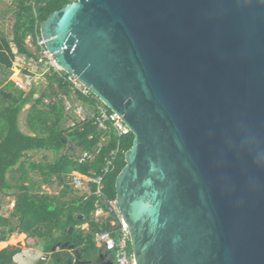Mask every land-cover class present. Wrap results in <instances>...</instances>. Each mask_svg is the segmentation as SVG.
Here are the masks:
<instances>
[{"label":"water","instance_id":"1","mask_svg":"<svg viewBox=\"0 0 264 264\" xmlns=\"http://www.w3.org/2000/svg\"><path fill=\"white\" fill-rule=\"evenodd\" d=\"M41 34L135 136L116 204L136 263L264 264V0H75Z\"/></svg>","mask_w":264,"mask_h":264},{"label":"trees","instance_id":"2","mask_svg":"<svg viewBox=\"0 0 264 264\" xmlns=\"http://www.w3.org/2000/svg\"><path fill=\"white\" fill-rule=\"evenodd\" d=\"M73 1L75 0H17L18 11L13 27V43L17 47V54L33 56L27 47L26 39L30 35H36L37 23H42L51 13ZM16 56L10 43L1 38L0 69L6 74V84L0 89V192L13 188L20 191L16 195V203L10 217L0 214V240H6L7 234L15 231L24 232L43 239L46 252H52L58 243L70 242L80 251H86L87 257L92 256L93 250L99 249L102 253V264H115L114 252H104L96 245V233L113 229L110 220L101 224L94 219L99 196L92 193L84 194L79 199L65 200L72 189L68 183L59 195L34 192L32 189L38 184L31 178L30 172L39 171L45 184L51 176H57L59 181L64 182L65 177L74 171L85 175H100L111 153L119 149L116 170L106 175L103 181L105 196L116 199V180L126 165L125 152L132 147L135 136L131 131L119 134L111 123L108 129L100 130L94 118L80 122L81 124L67 135L62 129L67 119L63 100L43 103V97L54 96L57 94L55 91L42 92L41 97L35 100L27 115V126L32 134L24 132L19 124L20 114L26 104L34 101L36 89L27 93L17 88L14 81L7 79ZM54 75L49 76L50 80L57 81L64 93H70V83L67 80L69 74ZM81 97L85 102H95L91 97ZM103 137L107 140L102 143ZM68 141H73L81 151L91 152L99 146L101 148L93 159L84 162L69 154L61 155L51 164L23 160L29 151L52 150L58 153L66 147ZM16 166L18 168H15ZM11 169L21 173V184H12L7 179V173ZM95 190L96 185H93V191ZM80 215H83V218L80 219ZM13 219H17L18 223L14 224ZM85 223H88V229L77 227ZM71 227L75 230L69 233ZM19 251L20 248L16 246L1 250L0 264H12L14 255ZM69 254L67 250L53 252L54 264H66L64 259L68 258ZM38 264H44V261Z\"/></svg>","mask_w":264,"mask_h":264},{"label":"built area","instance_id":"3","mask_svg":"<svg viewBox=\"0 0 264 264\" xmlns=\"http://www.w3.org/2000/svg\"><path fill=\"white\" fill-rule=\"evenodd\" d=\"M32 43L35 44V62L38 65L45 66L50 70H56L57 73L61 71L65 72L56 63L54 56L50 50L46 47L44 37L41 34V22L37 23L36 35L31 37ZM31 60V59H30ZM30 73L23 77L20 81H16V85L20 89L26 91L29 88L30 92L32 89L37 87V77H35V71L29 70ZM66 73V72H65ZM68 74V73H67ZM67 80L74 89L73 93L77 100L80 102H73L69 97V94H64L59 99L63 100L66 113H74L79 119V122H85L90 118L95 119V123L98 125L100 130H106L111 123L119 132V134H127L130 129L122 121L121 117L114 111H112L102 100L98 98V102L94 105V111L90 114L88 108L85 107V101L80 96L92 97L95 96L91 90L81 83L75 76L68 75ZM57 95V94H56ZM45 96L43 97V103L49 104L51 101L57 100L56 96ZM101 146L97 147L94 151H82L81 156L78 158L80 162H84L93 159L95 154L100 151ZM119 149L113 151L110 157L107 159V163L102 170L100 175H85L80 172L74 171L70 177L69 184L74 189H86L88 194H96L100 200L97 202V210L94 213V219L98 223H105L106 221L111 222L113 229L102 230L96 233L97 246L100 247L104 252L113 251L115 255V264H137L135 255L131 246V235L129 228L123 219L117 204L116 199H109L103 192V181L106 175L116 170V159L118 156ZM93 185H96V190L93 191ZM98 217L102 218L99 220Z\"/></svg>","mask_w":264,"mask_h":264},{"label":"rangeland","instance_id":"4","mask_svg":"<svg viewBox=\"0 0 264 264\" xmlns=\"http://www.w3.org/2000/svg\"><path fill=\"white\" fill-rule=\"evenodd\" d=\"M18 2L17 0H0V15L3 18L4 24H3V34L8 38V37H14V33H13V26L16 20V12L18 11L17 8ZM31 37H34L32 35L28 36V38L26 39V44L27 47L29 48V50L33 53V56H26V55H19L16 53V51H14L16 53V59L13 63V67L11 68V72L8 76L7 79H10L12 81L15 82V86L17 88H20L19 86L16 85V81H20L23 79V77L27 76L26 74L30 73L29 70H33L35 71V77H37V87H35L36 89V93L34 94V101L30 102L28 104H26L24 106L23 111L20 114V121H21V126L22 124L24 125L23 130H26L25 125L27 123V115L32 107V105L34 104L35 100H37L38 98L41 97L42 92H52L55 91L57 93V95L54 97L55 99H59L60 97H62V95L64 94H69V97L73 100V102H80L79 100L76 99V97L74 96V89L72 88L71 84H70V93H64L63 90H61V87L59 86L60 84L57 81H51L49 76L54 74L59 75V76H63L65 75V73L63 71H61L60 73H57L56 70H50L49 68L45 67V66H41L38 65L35 62V56H34V52H35V44L32 43V39ZM9 42H12L13 39L8 38ZM13 44V43H12ZM16 50L17 47L13 46ZM31 59V60H30ZM17 69V71H16ZM5 72H1L0 70V78H2L3 80L5 79ZM10 90V89H8ZM29 88L25 91L28 93ZM80 98L83 100V98L80 96ZM92 99H94V103H90V102H85V107L88 108V112L93 113L94 111V105L96 102H98V97L92 96ZM80 119L74 114V113H67V119L64 123V125L62 126V129L65 130V133L68 135L69 132L71 130H73L78 124H81ZM27 126V125H26ZM27 132V131H26ZM107 140L106 137H103L102 139V143L105 142ZM81 148H79L78 146H76V144L73 141H68L67 145L65 148H63L61 151H59L58 153L52 151V150H39V151H29L26 153V155L24 156L23 160H25L26 162L29 161H34V162H43L44 164H51L54 163L61 155L64 154H69L71 156H73L74 158H79L81 156ZM15 168H18V166H16ZM14 168V169H15ZM21 173L18 171H13V169H11L8 173H7V179L12 183V184H21V181H19V177H20ZM71 174H68L67 177H65V181L61 182L59 181V179L57 178V176H51L49 177V182L47 184L44 183V177L41 176L39 171H31L30 172V176L31 178L37 182V186L32 189V191L34 192H44V193H48V194H52V195H59L60 192L63 190L64 185H66L67 183L69 184L70 181V177ZM70 185V184H69ZM71 186V185H70ZM72 188V187H71ZM20 190L17 188H13V189H9V190H4L2 192H0V214L4 215L6 217H10L12 211L14 210V206L16 203V195L18 194ZM84 194H88L86 189H74L72 188L71 191L69 192L68 196L65 198V200H72V199H79L80 196L84 195ZM99 220H102V218L98 217ZM14 224L18 223L17 219H13ZM77 227H81L83 229H88L89 225L88 223L79 225ZM75 230V229H74ZM96 245H97V240H96ZM97 248H100L97 246ZM85 255H87L86 251H83ZM101 253V251H99V249L93 250V254L91 256V258H94L93 260V264H96L97 259L95 258L96 254ZM49 264H52V261H49Z\"/></svg>","mask_w":264,"mask_h":264},{"label":"crops","instance_id":"5","mask_svg":"<svg viewBox=\"0 0 264 264\" xmlns=\"http://www.w3.org/2000/svg\"><path fill=\"white\" fill-rule=\"evenodd\" d=\"M3 24L4 21L0 15V39L1 38L6 39L9 42L8 38L13 39L14 37L12 36L7 38L3 34L4 32ZM9 43L11 47L14 44L13 41ZM12 49L17 53V50L14 47H12ZM0 70L1 72L3 71L2 69ZM5 84H6V80L0 78V89L3 88ZM19 124H20V128L23 130L24 125L22 124L21 126L20 119H19ZM26 125H25L26 130L23 131L24 132L27 131L28 134H32L29 131L28 126ZM10 246H14V247L16 246L20 248V251L14 255L12 264H38L42 260L44 261V264H49V261H52V264H54L52 258L53 249L52 252H46L45 241L38 236L28 235L27 233L24 232L15 231L13 233L7 234L6 240H0V251ZM60 250L62 251V248L59 247L57 248L56 251H60ZM72 251L73 250H69L70 253H72ZM64 263H66L65 259H64Z\"/></svg>","mask_w":264,"mask_h":264},{"label":"flooded vegetation","instance_id":"6","mask_svg":"<svg viewBox=\"0 0 264 264\" xmlns=\"http://www.w3.org/2000/svg\"><path fill=\"white\" fill-rule=\"evenodd\" d=\"M79 251L77 252V251H75V250H73L72 251V253H70L69 254V257L71 256V254L72 255H74L75 257H77L78 255H82V260H81V262H87V261H90L91 262V264H93V259L94 258H91V256L90 257H87V255H85L84 254V252L83 251H80V249H78ZM102 253H99V254H96L95 255V258L97 259V262H96V264H102L101 263V255ZM69 257L68 258H66L65 259V261H66V264H68V259H69ZM77 264H80V260H78V263Z\"/></svg>","mask_w":264,"mask_h":264},{"label":"bare ground","instance_id":"7","mask_svg":"<svg viewBox=\"0 0 264 264\" xmlns=\"http://www.w3.org/2000/svg\"><path fill=\"white\" fill-rule=\"evenodd\" d=\"M16 71H17V69H16Z\"/></svg>","mask_w":264,"mask_h":264}]
</instances>
